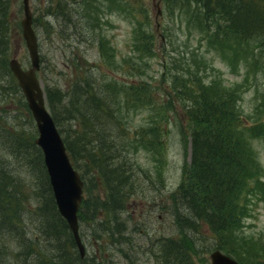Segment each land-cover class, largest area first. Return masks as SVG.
Instances as JSON below:
<instances>
[{"label":"trees","instance_id":"obj_1","mask_svg":"<svg viewBox=\"0 0 264 264\" xmlns=\"http://www.w3.org/2000/svg\"><path fill=\"white\" fill-rule=\"evenodd\" d=\"M42 1V12L33 28L40 18L46 25L47 17L58 14L63 6L62 0ZM15 3L16 0H0V75L10 74V88L18 91L8 67L11 35L20 27L18 14L13 12ZM176 5L179 16L187 18L186 27L191 29L192 25L194 30L204 26L205 35H198L192 61L170 58L164 62L161 78L170 84L161 99L159 87L138 80L140 66L131 63L126 70L117 65L107 73L95 63L94 67L78 71L79 57L72 59L75 66L65 90L44 87L47 108L84 182L78 218L80 223L86 218L90 224L97 222L88 231L98 252L89 262L86 255L81 258L70 228L57 211L48 177L43 194L39 195L40 189L34 193L35 197L41 196L43 204L30 210L24 207L29 200L24 193L19 198L12 193L11 189L18 185L13 182L14 176L10 178L12 173L6 164L0 162V264H116L113 254L108 253L110 247L128 256L124 248L129 247L130 239L127 218L122 213L135 188L132 170L140 150L151 154V159L164 152L168 110L181 117L183 132L190 136L191 157L177 189L170 195L178 237L161 235L150 239L148 251H152L153 260L156 264H160L158 260L162 264H197L203 257L198 252V243L203 240L200 236L210 233L214 249L237 256L241 264H264V234L249 236L244 231L246 220L258 204L264 203V167L255 150L257 143L264 148V118L250 119L241 104L259 74L264 77V0H176L172 1L171 15ZM83 10L87 9L82 5ZM142 38L149 37L140 33L137 39ZM202 41L206 43L205 51L200 50ZM103 46H99V62L108 66L114 54L105 42ZM148 48L135 43L136 51L147 54L151 50ZM212 49L229 62L247 67L240 81L225 84L204 56ZM124 64L129 66V62ZM143 111L147 116L143 124H126L125 118ZM11 135L21 136L14 130ZM34 144L30 142L28 147ZM161 158L156 163L161 164ZM39 163L42 182L45 171L41 160ZM142 171L151 180L150 170ZM90 183H94L92 188ZM98 185L103 196L95 192ZM11 204L16 205V210L11 211ZM24 211L40 217L38 240L27 235L22 224ZM12 219L17 223L6 231L15 236L11 241L14 247L11 242L7 245L4 235ZM40 238L49 244L45 249L39 244ZM202 261L208 264L205 258Z\"/></svg>","mask_w":264,"mask_h":264},{"label":"rangeland","instance_id":"obj_2","mask_svg":"<svg viewBox=\"0 0 264 264\" xmlns=\"http://www.w3.org/2000/svg\"><path fill=\"white\" fill-rule=\"evenodd\" d=\"M16 1L13 12L18 14L20 23L24 16L23 4L22 0ZM122 1L124 4H119L116 0H62L63 6L65 5L67 9L69 8L78 14V16L75 13L71 14L73 24H69L68 19H63L62 15L57 13L47 17L50 22L46 23L48 26L43 22L45 19L40 18L36 22L34 30L38 38L40 56V68L37 75L43 89L45 85H48L65 90L75 66L72 59L79 57L78 71H82L85 66L92 65L94 67L97 63L100 69L108 73L117 65H123L124 69L129 70L131 63H134L140 66L141 70V76H138V80L159 87V98L163 97V91L170 84L169 81H162L161 78L164 62L170 58L177 61L182 58L183 61L185 59L192 61L191 54L198 46V35L204 34V26L191 30L193 26L190 24L191 29H188L189 26L186 27L185 24L187 18L182 14L179 16L177 5L174 15H171L172 1L176 3V0ZM98 3L101 4L100 7ZM29 4L32 12V25H35L34 20H37L36 17L42 12L44 3L42 0H29ZM82 5L87 10L82 11ZM98 9L100 11H97ZM78 17L79 21L77 20ZM180 18L184 20H180ZM140 33H144L149 38H142L139 41L137 37ZM146 40H149V43L144 42ZM103 42H105V46H108L109 52L114 54L111 59L112 62H109L108 66L103 61L102 63L99 62L101 59L99 46H103ZM135 43L141 44L143 48L150 46V52L146 54L136 51ZM203 43L204 45L200 50L205 51L206 43L202 41ZM102 51L104 54L106 53L104 46ZM13 55L21 62L23 68L30 66L21 26L11 35L8 59ZM141 56H143V61L140 63ZM204 56L207 61L211 62L210 66L213 70L215 69L221 74L225 84L231 85L235 81H240L241 73L247 69L242 63L237 66L234 62H229L226 57L222 56L221 52L213 49L204 52ZM130 57L133 58V61H129ZM124 61L129 62V66L124 64ZM122 74L120 71L121 78H123ZM9 76L10 74L8 76L0 75V162L6 164L7 170L10 174L12 173V176L9 175L10 178L14 176L22 183L21 187L19 184V190L15 193L17 198L24 193L27 196L26 199H29L25 202L24 207L36 210L43 204V199L41 196L35 197L34 193L40 189L39 195L43 194L46 187L45 180L48 176L40 147L36 143L32 147H28L30 142H35L38 136L36 124L21 89L18 87V91H14L12 87L10 88L11 77L8 80ZM241 102L245 115L250 116V119L264 118L263 74H259L251 88L244 93ZM139 113L135 112L129 119L125 118L126 124L129 122L130 124H143L147 118L146 111ZM167 113L169 118L166 119L169 123L166 127L165 148L162 155L155 157V159L152 157V160L151 154L145 150H140L136 156L138 163L134 164L132 170L134 171L132 175L135 177V188L129 193L131 195L126 202L125 211L122 213V217L127 218V235L129 233L130 239L129 247L124 248L127 250L128 256L121 255L115 248H107L108 253L113 254L116 264H131V258L134 259L133 264H156L152 258V251H148V247L151 245L150 239L153 240L161 235L178 237V228L171 213L173 204H171L170 195L177 189L183 171L190 163L191 141L190 136L183 132L179 120L181 117L177 115V112L168 110ZM13 130L26 139L24 140L18 135L12 136ZM255 150L259 162L264 167L263 146L257 143ZM159 158H161V164L156 163ZM39 160H41L42 168L45 171V178L42 179V182H40L42 170L39 167ZM145 169L150 170L148 175L151 180L144 176L145 173L142 170ZM159 169H161L160 173L158 172ZM161 179L162 184H160ZM89 186L92 188L94 183H90ZM96 187L98 190L95 192H100V195L103 196L101 186ZM21 216L27 217L22 220V224L29 238L34 236L38 240L37 236H40L38 231L41 230L40 217L34 212L28 211ZM16 223L17 219H12L5 230L3 229L4 235L8 239L7 245L15 236L6 230ZM93 225H97V222L90 224L89 219L86 218L83 223H80L79 230L86 247V257L88 258L86 261L88 262L93 253L98 252L93 245L92 235L88 231L93 229ZM244 229L245 234L249 236L264 234V203L256 206L253 215L246 220ZM200 237L203 239L198 243V252L203 256L200 258L201 260L205 258L206 263L211 264L209 253L216 245L213 243L210 233ZM39 244L44 249L49 246L42 238H40ZM10 245L11 247L15 246L13 242ZM123 247L125 246L123 245ZM233 257L240 262L237 256ZM201 260L199 259L197 264H204ZM158 261L162 264L160 260Z\"/></svg>","mask_w":264,"mask_h":264},{"label":"water","instance_id":"obj_3","mask_svg":"<svg viewBox=\"0 0 264 264\" xmlns=\"http://www.w3.org/2000/svg\"><path fill=\"white\" fill-rule=\"evenodd\" d=\"M22 4L24 16L21 19V25L31 55V64L27 69H24L16 59H12L11 67L33 109L32 115L38 126L35 143L42 151L57 209L66 219L73 233L76 234L78 229L77 212L83 198V180L77 169L72 166L60 132L43 97L41 81L37 76L40 68L37 34L32 26L29 0H22ZM209 258L211 264H239L234 257L220 250H215Z\"/></svg>","mask_w":264,"mask_h":264},{"label":"bare ground","instance_id":"obj_4","mask_svg":"<svg viewBox=\"0 0 264 264\" xmlns=\"http://www.w3.org/2000/svg\"><path fill=\"white\" fill-rule=\"evenodd\" d=\"M79 6H80V5H79ZM74 13H75L76 16H78V14H77L76 12H72L69 8L67 9L66 6H62V9L60 10V12H59L58 14H61L62 17H63V19H68V21L74 22L73 19H72V15H71V14H74ZM76 16H75V17H76ZM21 19H22V18H21ZM77 20H78V21L80 20L79 17L77 18ZM20 26H21V31H22V37H23V39H24V41H25V45H26V48H27V52H28V56H29V60H31V55H30V52H29V49H28V46H27L26 40H25L24 35H23V29H22L21 22H20ZM33 29H34V28H33ZM37 44H38V38H37ZM38 52H39V47H38ZM12 59H16L20 64H21V62L16 58L15 55L11 56V57L8 59V67H9V69H10V72L14 75V73H13V69H12V67H11V61H12ZM30 64H31V63H30ZM24 69H27V68H24ZM37 73H38V72H37ZM37 76H38V75H37ZM14 77H15V75H14ZM15 79H16V81H17V85H18V87L21 89V92H22V94L24 95L25 101H26L27 106H28V108H29V110H30V112H31V115H32V113H33V109H32L31 106H30V102H29V100H28L26 94L24 93V90H23L22 86L20 85V83H19L17 77H15ZM42 90H43V97L46 98L45 90L43 89V87H42ZM45 100H46V99H45ZM32 117H33V115H32ZM33 119H34V117H33ZM34 121H35L36 128H37V132H38L37 122H36V120H34ZM60 136H61V139H62V141H63V144L65 145L61 133H60ZM65 147H66V146H65ZM43 163H44V160H43ZM44 166L46 167L45 163H44ZM72 166H73L74 169H76V168L74 167L73 164H72ZM46 172H47V170H46ZM47 176H48V175H47ZM81 179H82V178H81ZM14 180H15V181H14ZM13 182H14V184H17V185H18L17 187H14V186H13L14 188L11 189L12 193L15 194V193L19 190V184H20V187H21L22 183L19 181V179L17 180L15 177L13 178ZM83 185H84V182H83ZM22 187H23V186H22ZM29 187H30V186H29ZM83 196H84V195H83ZM82 200H83V198H82ZM82 200H81V202H82ZM80 205H81V203H80ZM11 206H12V207H11V208H12L11 211L16 210V205H15V204H11ZM57 211H58V209H57ZM24 213H27V212L24 211ZM58 213H59V211H58ZM78 213H79V210H78V212H77L78 229H77V233H76V234L73 233V231L71 230L70 226L68 225V222L66 221V219H65L60 213H59V214H60V216L65 220V222L67 223L68 227L70 228V230H71V232H72V234H73V237H74V239H75L76 246H77V248H78V250H79L80 256H81V258H82V257H84V256L86 255V247H85V244H84V242H83V240H82V238H81V236H80V233H79V230H80V221H79V218H78ZM26 218H27V217H23L22 220H24V219H26ZM20 223H21V222H20ZM215 250H220V249H214V250H212V251L209 253V257H210V254H212ZM220 251L223 252V253H225V252L222 251V250H220ZM225 254L231 256V255L228 254V253H225ZM232 257H233V256H232ZM237 261H238V260H237ZM238 263L240 264L239 261H238Z\"/></svg>","mask_w":264,"mask_h":264}]
</instances>
